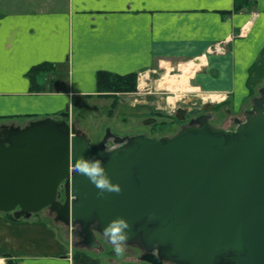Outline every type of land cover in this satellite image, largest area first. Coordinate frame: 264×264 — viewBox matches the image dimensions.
<instances>
[{
	"label": "water",
	"instance_id": "water-1",
	"mask_svg": "<svg viewBox=\"0 0 264 264\" xmlns=\"http://www.w3.org/2000/svg\"><path fill=\"white\" fill-rule=\"evenodd\" d=\"M259 91L234 129L204 116L172 136H117L110 149L107 133L91 144L60 116L1 125L0 211L19 218L49 207L56 220L77 224L90 247L98 245L94 231L112 243L104 228L123 218V245L139 247L151 264H264V86ZM185 112L177 108V119ZM97 158V178L119 191L77 170L78 161Z\"/></svg>",
	"mask_w": 264,
	"mask_h": 264
},
{
	"label": "crops",
	"instance_id": "crops-1",
	"mask_svg": "<svg viewBox=\"0 0 264 264\" xmlns=\"http://www.w3.org/2000/svg\"><path fill=\"white\" fill-rule=\"evenodd\" d=\"M262 60L264 0H0V124L58 115L70 95L97 93L98 71L166 63H199L189 77L196 87L244 97ZM41 63L45 89L32 90L27 72ZM121 256L69 250L57 227L0 212V264H151Z\"/></svg>",
	"mask_w": 264,
	"mask_h": 264
},
{
	"label": "rangeland",
	"instance_id": "rangeland-1",
	"mask_svg": "<svg viewBox=\"0 0 264 264\" xmlns=\"http://www.w3.org/2000/svg\"><path fill=\"white\" fill-rule=\"evenodd\" d=\"M262 61L251 71L248 84L251 89L250 94L244 97L241 94L234 97L221 96L219 93H207L196 87L194 80L190 81L189 77L199 63H196L195 67L191 69L187 77L188 83L177 91L161 87L160 81L163 78L174 76L175 80L180 79L183 72L182 64L177 66L166 63V65L155 67L151 71L138 73L127 83L118 81L112 85H106L103 87V92L91 95H70L69 102L63 106L64 113H59L57 116L65 118L68 123L73 125L76 132L85 134L91 144L99 143L107 133L105 141L107 149L119 144L115 140L117 136L124 138L140 132L153 135L167 134L168 136L177 133L180 129L177 123L178 119H176L178 107L185 108L190 116L207 110L208 121L213 126L234 129L238 120L245 119V110L252 107L253 100L260 95L259 89L264 86V60ZM43 79L42 82L49 86V81ZM58 80L57 87L60 90H65L67 78L62 75V79L60 77ZM214 94L216 96L213 97ZM171 97H176V99L171 101ZM208 104L211 106L204 108ZM14 119L21 124L26 120L20 117ZM13 124L17 125L15 122ZM60 200H64L63 194ZM28 217L57 227L65 248L69 250L89 248L94 253H101L106 249L114 251V244L108 242L97 231H94V235L98 245L96 247L85 245L79 235L80 227L77 224L71 226L56 220L55 213L49 207ZM123 247L124 251L121 253V257L141 259L142 251L139 247L136 245H123ZM163 264L174 263L164 261Z\"/></svg>",
	"mask_w": 264,
	"mask_h": 264
},
{
	"label": "clouds",
	"instance_id": "clouds-1",
	"mask_svg": "<svg viewBox=\"0 0 264 264\" xmlns=\"http://www.w3.org/2000/svg\"><path fill=\"white\" fill-rule=\"evenodd\" d=\"M76 167L78 171L86 174L91 181L95 182L98 187H107L109 190L116 191L120 190V185L118 183L113 184L110 182V180L104 177L97 178V174L103 171L101 161L98 158L91 163L87 159L78 161ZM129 227V222L123 218H120L118 220L111 221L104 228V233L114 244V251L117 254H120L124 251L123 244L128 237V232L124 231V229H128Z\"/></svg>",
	"mask_w": 264,
	"mask_h": 264
},
{
	"label": "trees",
	"instance_id": "trees-1",
	"mask_svg": "<svg viewBox=\"0 0 264 264\" xmlns=\"http://www.w3.org/2000/svg\"><path fill=\"white\" fill-rule=\"evenodd\" d=\"M242 4L238 5V8H241ZM48 69V63H41L38 65L33 66L28 72L27 76L31 82V89L37 91H43L45 87L37 82V76L40 72H43ZM136 73H130L125 75H118L108 71H98L96 76V83H97V92H103V87L109 84H114V82H125L127 83L128 80L135 78ZM61 113H64L62 111ZM60 113V114H61ZM10 216H12L11 213ZM10 263V260H7Z\"/></svg>",
	"mask_w": 264,
	"mask_h": 264
},
{
	"label": "bare ground",
	"instance_id": "bare-ground-1",
	"mask_svg": "<svg viewBox=\"0 0 264 264\" xmlns=\"http://www.w3.org/2000/svg\"><path fill=\"white\" fill-rule=\"evenodd\" d=\"M195 62H189V63H183L182 64V74L180 75V79H174V76L163 78L162 81H160V86H164L167 89L177 91L179 88H181L183 85L188 83L187 77L189 76V73L193 67H195ZM216 96V94L213 95V97ZM174 98L171 97L170 100L174 101Z\"/></svg>",
	"mask_w": 264,
	"mask_h": 264
},
{
	"label": "flooded vegetation",
	"instance_id": "flooded-vegetation-1",
	"mask_svg": "<svg viewBox=\"0 0 264 264\" xmlns=\"http://www.w3.org/2000/svg\"><path fill=\"white\" fill-rule=\"evenodd\" d=\"M206 112H207V110H202V111H199L198 113H196L195 115H191L190 116V115H188V111L186 110L185 118L183 120H177L178 127L180 129H182V128L191 127V126H198L199 122H196L195 119L205 116L207 118V120H208L209 113H206ZM137 134H144L146 136L156 137V138H159V137H162V136H168L167 134L153 135V134H146V133H143V132H140V133H137Z\"/></svg>",
	"mask_w": 264,
	"mask_h": 264
}]
</instances>
